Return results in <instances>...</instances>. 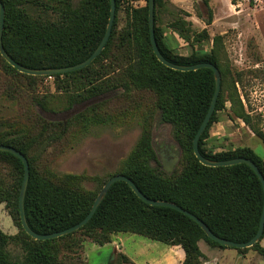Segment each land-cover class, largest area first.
I'll list each match as a JSON object with an SVG mask.
<instances>
[{
	"label": "trees",
	"instance_id": "1",
	"mask_svg": "<svg viewBox=\"0 0 264 264\" xmlns=\"http://www.w3.org/2000/svg\"><path fill=\"white\" fill-rule=\"evenodd\" d=\"M125 10V24L117 28L119 0L115 2V17L109 39L91 64L73 72L47 76L58 80L82 82L78 91L81 101L116 92L115 97H127L130 110L138 112L144 106V94L153 98L152 110L159 114V123L168 125L172 138L181 150V167L177 174H168L159 165L151 144L148 126L150 111L140 113V138L113 175L130 179L146 198L170 202L201 220L217 237L235 243L249 241L257 232L263 208V191L254 172L245 164L226 167H206L193 155L192 140L206 115L214 92L212 71L206 68L179 72L171 70L155 58L148 33L147 0ZM161 0H154V38L161 55L178 65L210 63L220 72V91L210 120L198 141L199 153L209 160L223 161L234 158L250 160L264 178V160L249 147L215 152L207 146L210 129L217 122L218 112L225 102L230 104L233 118L250 127L264 146L262 129L250 125V116L237 93L233 78L220 58L221 36H214L208 53L188 56L177 54L164 39L157 26V8ZM4 7L2 44L16 63L31 69H50L76 65L87 59L100 43L109 17V0H0ZM186 15V14H185ZM212 21L207 9L206 25ZM191 22L182 17L169 26L184 42L208 40L205 29L191 34ZM106 61L103 64V62ZM0 62L16 75L37 80L10 67L0 56ZM118 90L122 92L118 94ZM40 109H48L47 102L36 100ZM104 100L93 103L84 112L66 121L50 122L44 119L33 128L10 127L7 134L0 130V145L19 151L28 161L29 179L24 197V210L29 228L37 234H51L79 223L89 212L104 183L94 191L81 187V176L66 174L42 175L29 155L33 148L43 149L60 142L71 127H85L89 123H104L111 118L104 112ZM145 108V107H144ZM39 129L32 135V129ZM26 140L28 142H26ZM23 178L19 159L0 152V204L4 203L14 225L19 229L22 258L14 259L8 246L16 237L0 230V264H86L78 258L59 259L62 249L86 241L98 246L111 242L119 233L134 234L166 246H179L184 252L181 264H200L203 258L198 242L218 249H235L240 254L256 251L264 261L262 236L253 246L245 249L227 248L205 236L199 226L187 216L170 208L148 206L123 182L114 183L98 205L91 219L78 231L53 240L37 241L23 231L19 220L18 196ZM76 233L84 239L61 246ZM131 264L122 253H112L109 264Z\"/></svg>",
	"mask_w": 264,
	"mask_h": 264
},
{
	"label": "rangeland",
	"instance_id": "2",
	"mask_svg": "<svg viewBox=\"0 0 264 264\" xmlns=\"http://www.w3.org/2000/svg\"><path fill=\"white\" fill-rule=\"evenodd\" d=\"M143 4L142 1L119 0L117 28L125 24L126 8ZM208 8L212 21L206 25ZM179 17L191 22V34L205 29L209 39L187 44L177 35L175 38L169 26ZM157 26L161 28L169 46L181 56H188L193 51L208 53L212 47L211 39L221 36L220 58L222 64L229 68L232 77L239 78L241 82L236 83L235 87L250 116V125L264 129V0H161L157 8ZM105 62L103 64H107ZM38 77L40 78L37 80H31L16 75L0 62V130L3 133L7 134L10 127L33 128L34 123L41 119L50 122L66 121L84 112L93 103L103 100L104 112L111 118L104 123L71 127L60 142L43 149H31L29 155L42 175L51 173L55 176H81V187L89 191L96 190L99 182L121 167L137 144L142 131L139 115L147 108L151 113L147 128L150 130L151 144L159 165L163 169L162 162L168 165L170 153H175L179 159L172 165L169 174L179 172L181 150L172 138L170 127L159 123L158 112L151 109V95L144 94L142 106L145 108L132 112L127 97L116 98V92L81 101L78 96L82 93L78 91V86L82 82ZM121 92L118 90V94ZM36 100L47 102L48 109H40ZM31 131L34 135L39 129ZM210 137L212 139L207 142V146H212L215 152L249 147L257 156L264 158L263 144L254 136L249 126L232 117L229 102H225L224 108L218 112L217 122L210 129ZM0 230L8 236L16 237L8 246V252L14 259H21L23 254L17 237L19 229L11 220L4 203L0 204ZM121 236L129 239L121 246V249H127L129 253L140 246V242L153 244L145 249L148 255H155L158 248L166 246L134 234ZM82 239L84 234L76 233L60 245L66 246ZM112 241H115L114 237ZM260 246L264 247V237ZM112 251L110 243L98 246L86 241L83 246L77 244L71 249H62L59 259L64 262L68 258H78L86 264H109ZM226 252L229 257L218 258V264H236L241 256L245 257L241 264H264L262 257L254 250L245 254H240L235 249ZM235 254L239 256L234 258Z\"/></svg>",
	"mask_w": 264,
	"mask_h": 264
},
{
	"label": "water",
	"instance_id": "3",
	"mask_svg": "<svg viewBox=\"0 0 264 264\" xmlns=\"http://www.w3.org/2000/svg\"><path fill=\"white\" fill-rule=\"evenodd\" d=\"M109 5H110L109 17H108V21H107V25L105 28L104 35H103L100 43L98 44V46L95 48V50L92 52V54L87 59H85L83 62H80L76 65L67 66V67L50 68V69H31V68H27V67L21 66L20 64L16 63L12 58L9 57V55L6 53V51L3 47L2 32H3V25H4V7H3L2 3L0 2V56L10 67L15 69L17 72L24 74V75H28V76L47 77V76H52V75H56V74L73 72V71L85 68L86 66L91 64L93 62V60L101 53V51L103 50L107 40L109 39L111 29H112V25H113V21H114V17H115V2H114V0H109ZM147 23H148L149 41H150L152 52H153L155 58L157 59V61L160 62L162 65H164L165 67H167L171 70L179 71V72L195 71V70L202 69V68H206V69H209L212 71L213 78H214V92H213V95L211 98L209 108L206 112V115L203 118V120H202L193 140H192L193 155L201 165L206 166V167H226V166H231V165H236V164H245L249 168H251V170L254 172V174L258 178V180L261 184V187H262V191H263V208H262V212H261L259 225H258V229H257L256 234L249 241L244 242V243H235V242H231L229 240L219 238V237L215 236L201 220H199L197 217L190 214L186 210L178 207L177 205L170 203V202L156 201V200H151V199L146 198L144 195H142V193L138 190V188L134 185V183L130 179H128L127 177H125L123 175H113L104 183V185L101 187L100 191L96 195L89 212L79 223H77L74 226H71L67 229H64L62 231H59V232H54V233L45 234V235L37 234L29 228L27 221H26L25 210H24V197H25V192H26L27 183H28V179H29L28 161L16 149H14L10 146L0 145V152H5V153H9V154L13 155L17 159H19L23 165V178H22V182H21V186H20V190H19V196H18L19 220H20L21 227H22V229L26 235H28L30 238L37 240V241L53 240V239H57V238L72 234V233L78 231L80 228H82L91 219V217L95 213L98 205L101 203V201L106 196L109 188L116 182H123L129 186L131 191L136 195V197L139 200H141L142 202H144L148 206L170 208V209H173V210L180 212L181 214L187 216L192 221H194L199 226V228L203 231L205 236L207 238H209L210 240H212L213 242H216L217 244L224 246V247H227V248H236V249L249 248V247L253 246L256 242H258V240L262 236L263 229H264V178H263L262 174L260 173L258 168L254 165V163H252L248 159L234 158V159H230V160L213 161V160H209L207 158H204L199 153V150H198L199 138H200L201 134L203 133V131L205 130V128H206V126L210 120V117L214 111L215 103H216V100H217V97H218V94L220 91V80H221L220 72L217 69V67H215L214 65H212L210 63H198V64H194V65H178V64H174V63L167 61L161 55V53L159 52L158 47L156 45L155 38H154V0H147ZM178 159H179V156L175 155L173 161L170 162L168 165L164 164V167L162 170L169 174L171 172L172 165H174L178 161Z\"/></svg>",
	"mask_w": 264,
	"mask_h": 264
},
{
	"label": "crops",
	"instance_id": "4",
	"mask_svg": "<svg viewBox=\"0 0 264 264\" xmlns=\"http://www.w3.org/2000/svg\"><path fill=\"white\" fill-rule=\"evenodd\" d=\"M172 34L175 38H177L176 34ZM262 159L264 160V158ZM121 234L126 233H119L111 237L110 244L113 246L112 253H122L134 264H181L184 259V252L179 246H165L158 248V251L155 255H148L146 254L145 249L152 247L153 244L150 245L143 242H140V246H138L135 250H131L129 253L127 249H121L123 242L129 240L124 239ZM113 237L115 241H112ZM198 248L203 255L200 264H218V258L223 259L229 257V255L226 254V251L230 249L213 248L202 241L198 242ZM238 256V254H235L234 258H237ZM244 258V256L238 258L236 264H241Z\"/></svg>",
	"mask_w": 264,
	"mask_h": 264
},
{
	"label": "flooded vegetation",
	"instance_id": "5",
	"mask_svg": "<svg viewBox=\"0 0 264 264\" xmlns=\"http://www.w3.org/2000/svg\"><path fill=\"white\" fill-rule=\"evenodd\" d=\"M170 162H172L173 161V159H174V157H175V153H170ZM162 165H163V167H164V163L162 162Z\"/></svg>",
	"mask_w": 264,
	"mask_h": 264
}]
</instances>
